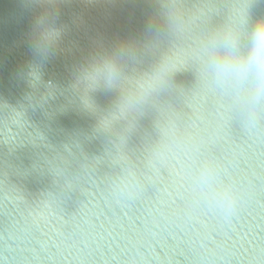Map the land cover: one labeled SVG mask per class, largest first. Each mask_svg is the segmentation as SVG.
<instances>
[{
	"label": "water",
	"instance_id": "water-1",
	"mask_svg": "<svg viewBox=\"0 0 264 264\" xmlns=\"http://www.w3.org/2000/svg\"><path fill=\"white\" fill-rule=\"evenodd\" d=\"M153 9V0H62V38L42 81L30 86L20 70L33 60L29 41L39 9L29 10L24 0H0V264H200L221 249L232 254V264H246L248 251L264 245V131L248 134L232 125L221 133L228 112L221 95L206 93L181 104L175 91H162L132 118L126 147L119 140L126 121L111 134L99 129L115 110L120 89L82 83L79 69L131 40L141 48L123 62L122 78L150 71L168 43L161 36L142 47ZM251 12L264 15V4ZM241 44H247L246 30ZM195 83L194 69L173 78L184 91ZM163 105L179 108L198 134L221 133L214 154L247 193L227 225L207 213L191 224L179 221L186 166L180 155L149 174L139 198L117 202L108 195L122 148L142 166Z\"/></svg>",
	"mask_w": 264,
	"mask_h": 264
},
{
	"label": "clouds",
	"instance_id": "clouds-1",
	"mask_svg": "<svg viewBox=\"0 0 264 264\" xmlns=\"http://www.w3.org/2000/svg\"><path fill=\"white\" fill-rule=\"evenodd\" d=\"M61 2L24 0L29 10L39 9L33 17L29 41L33 60L20 70L30 86L42 81L43 68L62 38V28L57 26ZM153 4L146 24L149 39L142 47L161 36H166L168 43L150 71L131 81L122 78L123 62L136 58L141 48L131 40L120 41L110 53L98 55L79 69L82 83L94 87L102 84L109 91L120 89L115 110L101 119L100 131L111 134L120 121H126L127 127L119 136L126 147L127 135L135 127L132 118L165 90L175 91L181 104L206 93L221 95L228 106L221 133L232 125L248 134L264 131V15L253 16L251 12L253 5L264 4V0H217L207 8L203 4L189 5V0H153ZM245 30L247 44L242 46ZM188 69H194L196 83L192 90L184 91L173 85V78ZM157 113L155 135L144 149L142 166L122 148L109 178L108 195L117 202L139 198L149 174L180 155L186 166L179 221L191 224L207 213L218 224L227 225L238 215L247 193L241 179L214 154L213 146L221 133L198 134L174 106L163 105ZM222 252H210L200 264H232V254ZM246 264H264V245L248 251Z\"/></svg>",
	"mask_w": 264,
	"mask_h": 264
}]
</instances>
